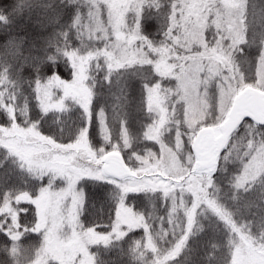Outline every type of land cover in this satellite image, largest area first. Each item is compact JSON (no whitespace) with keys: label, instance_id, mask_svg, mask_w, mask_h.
Returning a JSON list of instances; mask_svg holds the SVG:
<instances>
[{"label":"snow or ice","instance_id":"obj_1","mask_svg":"<svg viewBox=\"0 0 264 264\" xmlns=\"http://www.w3.org/2000/svg\"><path fill=\"white\" fill-rule=\"evenodd\" d=\"M0 35V264H264V0H0Z\"/></svg>","mask_w":264,"mask_h":264},{"label":"trees","instance_id":"obj_2","mask_svg":"<svg viewBox=\"0 0 264 264\" xmlns=\"http://www.w3.org/2000/svg\"><path fill=\"white\" fill-rule=\"evenodd\" d=\"M50 30L48 29H40L38 26H36L35 24L33 25L32 28V34L34 36V39L40 43L43 42L44 38L46 36L49 35ZM20 35H24L23 32L20 33ZM7 37L4 35H0V53L3 52V45L7 42ZM22 78L25 81L24 83V87L27 88V81L30 80L32 78V72L30 69H28L27 67L24 68L23 72H22ZM128 111L130 112V117L134 118L135 123L137 126H139V123L143 120V117L140 115V113L135 109L134 106H131ZM152 207L151 204H148V209L150 210ZM139 235H141L140 232H137V238L139 237ZM35 243V241L33 239H28L24 241L25 246ZM127 247V246H125ZM3 254H0V256H2ZM110 260H112L114 262V264H118L119 261H123V264H129V259L127 256L124 255H117L116 252L111 253V255L108 257Z\"/></svg>","mask_w":264,"mask_h":264}]
</instances>
